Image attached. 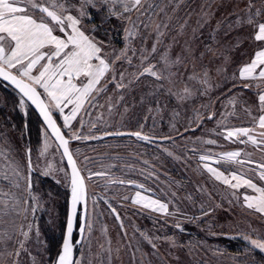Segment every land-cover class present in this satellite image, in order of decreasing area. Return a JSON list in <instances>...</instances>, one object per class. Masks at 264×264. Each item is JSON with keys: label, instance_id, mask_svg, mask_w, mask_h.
I'll return each mask as SVG.
<instances>
[{"label": "rangeland", "instance_id": "1", "mask_svg": "<svg viewBox=\"0 0 264 264\" xmlns=\"http://www.w3.org/2000/svg\"><path fill=\"white\" fill-rule=\"evenodd\" d=\"M154 2L164 10H157L159 14L153 18L155 22L170 24L166 30L165 44H170L175 38L173 54L178 53L185 41H188L197 51L202 50L204 44L219 47L222 51L232 46L229 53L231 59L224 72H216L215 69L221 62L213 61L212 90L207 96L195 100L190 107L177 108L178 116L173 114L172 110L176 108L174 104H169L157 114L154 110L149 111L157 105L147 100L141 103V98L151 92L155 81L150 77H141L139 81H135L133 77L137 68L126 63L115 65L116 75L119 79V73L123 72L124 84L128 85L132 80L131 85L120 90L112 82H108L107 92L97 96L98 105L90 107L85 103L86 111L82 110L77 117L83 127L77 121H73L72 127L79 135L88 139H73L74 142L71 143V150L86 177L88 207L91 210L92 232L82 245L85 264L89 259L91 264H109V256L110 264H240L236 255H228V252L220 250L218 243L223 239L230 241L229 248L246 254L247 260L241 264H260L254 255L264 257V254L251 249L242 238L244 235H251L253 231L264 235V215L248 209L243 201L244 194H258L242 187L233 195L235 190L215 180L199 160V155L206 152L241 150L250 153L255 161H264V153L253 145L233 143L223 135H218L224 132L225 127L232 129L252 126L251 118L242 110L245 101L252 107V114L259 115L253 103L255 89L242 90L240 81L234 79L240 66L251 59L256 47L250 39L252 29L236 23V16L243 15L246 0ZM178 2L179 7H176ZM185 22L183 34L178 35L180 26ZM85 24L89 28L98 27L95 33L98 39L110 38L117 50L124 47L119 34L120 25L115 19L102 23V18L93 14V22L85 21ZM237 41L239 46L235 47ZM151 43L152 39L149 38L147 45L150 46ZM132 47H140L139 39L132 42ZM133 64H138L135 58ZM233 95L240 100L234 109L228 106V98ZM121 96L123 100L120 99ZM21 99L14 90L0 82V110L7 109L8 112L7 117L0 116V124L11 140L12 159L24 176L28 174L26 148L31 149V161L35 170L31 177L32 191L41 199L40 211L35 214V224L40 234L37 238L35 233H30V238L25 243L27 251H22L19 257L14 255V244L2 249L4 254L0 256V264H12L13 260L16 264H33V259L36 264H49V258H55L52 244L60 236L63 237L65 231L69 201V184L65 173L69 172L52 137L43 135L46 129L42 123L37 127L38 137L30 139L28 122L34 115L38 116L26 101V107L21 109L18 104ZM159 99L167 103L166 97L160 96ZM194 110L200 113L202 123L199 126L193 122ZM226 112H234L235 115L225 116ZM212 113H215V117L209 120L207 117ZM54 115L69 137L71 133L63 128L62 117ZM18 117L23 118L24 125L19 124ZM221 121L223 124H218ZM117 131H142L143 134L162 141L150 143L132 137L104 138L105 133ZM165 137L170 139H164ZM207 139H214L217 143H200ZM45 141L48 144L46 151ZM169 152L172 153L171 156L168 155ZM211 166L221 171H246V175L254 183L264 186V181L259 179L258 170L240 169L223 163H212ZM251 167L255 168V165ZM46 170H50V176L43 175ZM89 173L104 175L87 178ZM128 181L134 183L129 184ZM135 184H143L145 189L150 190L143 192V195H151L152 198L168 203V211L172 215L153 212L132 203L135 193L140 191ZM0 186L8 190L7 182L0 181ZM24 188V181H20V189L12 191L27 198ZM126 196L129 199H124ZM113 208L119 214V220L111 211ZM204 212H208V215H204ZM33 219L30 212L27 219L21 213L15 219V226H26ZM178 223L183 231L176 227ZM0 228L13 231L12 220L4 218L0 221ZM186 229L193 234L185 235ZM15 235L19 236V233L16 232ZM145 237L156 244V249L152 248L149 239ZM108 249L111 250L110 253ZM9 252L13 255L8 256ZM261 263L264 264L262 261Z\"/></svg>", "mask_w": 264, "mask_h": 264}, {"label": "snow or ice", "instance_id": "2", "mask_svg": "<svg viewBox=\"0 0 264 264\" xmlns=\"http://www.w3.org/2000/svg\"><path fill=\"white\" fill-rule=\"evenodd\" d=\"M176 7H179V2ZM158 9L159 12L164 11L154 0H0V79L9 82L19 91L22 96L18 101L21 109L26 107L25 100L39 109L47 129L43 135L59 141V145L63 147V155L71 165V172L65 173L70 187L71 214L66 220L60 249L55 258H49V264H85L82 245L90 238L92 232L91 210L88 207L86 177L78 170L68 144L70 139H88L79 135L72 127L79 113L82 110L86 111V102L90 107L98 105L97 96L107 92L108 82H112L120 90L133 83L130 80L128 85L124 84L123 72L119 73L117 79L115 65L126 63L136 67L137 72L133 77L135 81H139L141 77H150L155 81L151 92L141 98V103L147 100L157 105L155 109L150 108V112L154 110L159 114L169 104H174L176 108L172 111L178 116L177 108L190 107L195 100L207 96L212 90L213 61L221 62L216 67V72H224L225 66L230 62L229 53L232 46L222 51L219 47L204 44L202 50L197 51L190 42L185 41L179 52L173 54L175 38L170 44H165L166 30L170 24L163 21L156 23L153 19L159 14ZM93 14L102 18V23L113 19L119 23V34L124 42L122 49L117 50L113 47L110 38L98 39L95 35L98 27L89 28L85 24V21L93 22ZM236 23L238 26L252 29L250 39L256 47L251 59L240 66L234 79L240 81L242 90L255 89L253 103L259 115L254 116L252 107L245 101L242 110L251 118L252 126L232 129L225 127L224 132L218 135H223L233 143L251 144L264 153V0H246L243 15L236 16ZM185 26L186 22L180 26L178 35L183 34ZM149 38L152 39L150 46L147 45ZM136 39L140 41L139 48L132 47V42ZM238 46L239 41L235 47ZM133 58L138 64H133ZM233 87H236V84H233ZM160 96L166 97L167 103L161 101ZM120 99L123 100V96ZM237 103H240V100L236 95L228 98L229 107L234 109ZM194 112L193 122L199 126L202 123L199 119L200 113L198 110ZM54 114L62 117L63 128L71 133L68 138H65V132L57 124ZM224 115L230 116L235 113L226 112ZM214 117L215 113H212L207 118L212 120ZM77 123L83 127L81 121ZM218 124L222 125L223 122ZM105 135H130L150 143L153 139L142 131L130 133L117 131ZM200 143L215 145L217 141L207 139L201 140ZM47 147L45 141L44 151ZM11 151V140L4 126L0 124V181L7 182L8 189L0 186V221L10 218L14 226L13 231L0 228V256L4 254L2 249L14 244L16 246L14 255L19 257L22 251H27L25 243L30 238V233H35V236L39 237L35 214L40 211L41 199L32 191L31 177L34 169L31 149L26 148L25 152L28 158L26 176L21 174L18 165L12 159ZM168 155L171 156L172 153L169 152ZM199 160L215 180L235 190L233 195L242 187L258 194H244L243 201L248 209L264 215V186L254 183L246 175V171L228 169L221 171L211 166L212 163H223L238 166L240 169L258 170L259 179L264 181V161H255L250 153L241 150L225 153L206 152L199 155ZM253 165L255 168L251 167ZM43 175L50 176V170H46ZM103 175L104 173H89L87 178ZM20 181L25 183L24 191L27 198L12 191L20 189ZM134 186L140 191L135 193L132 203L153 212L172 215L168 211V203L152 198L151 195H143V192L150 191L145 189L143 184ZM124 199L129 197L126 196ZM111 211L119 220V214L115 209ZM29 212L34 218L33 222L16 227L15 219L21 213L27 219ZM204 215H208V212H204ZM176 227L180 231L184 230L179 223ZM74 231L77 234L76 240L73 239ZM16 232L19 236L15 235ZM242 238L248 242L251 249L264 254V235L253 231L251 235H244ZM149 243L156 249V244L152 243L151 239ZM108 251L110 253L111 250ZM7 255L12 256L13 253L9 252ZM110 260L109 256V264ZM12 264H16V261L13 260ZM33 264H36L35 259ZM87 264H91L90 259Z\"/></svg>", "mask_w": 264, "mask_h": 264}, {"label": "trees", "instance_id": "3", "mask_svg": "<svg viewBox=\"0 0 264 264\" xmlns=\"http://www.w3.org/2000/svg\"><path fill=\"white\" fill-rule=\"evenodd\" d=\"M116 29V28H115ZM112 31H114V28L112 29ZM12 96V95H11ZM13 97V96H12ZM0 116H2V117H7L8 116V112H7V109L5 110V109H2V110H0ZM55 116V115H54ZM57 120V119H56ZM18 121H19V124L20 125H24V120H23V118H21V117H18ZM58 121V120H57ZM59 123V122H58ZM38 124L39 125H41V122H40V120H39V117H36L35 115H34V117L32 118V120L31 121H29L28 122V126H29V133L31 134V136H30V139L31 138H37L38 136H37V127H38ZM162 141V140H161ZM161 141H159V142H161ZM220 165V164H219ZM233 166V165H232ZM231 166V167H232ZM187 230V229H186ZM191 230H187V232H186V234L185 235H187V236H190L191 234H193L192 232H190ZM61 243H62V236H60L57 240H55V242H53V244H52V249H53V252H54V254L56 255V253L59 251V249H60V245H61ZM219 245H220V250L221 251H223L224 253H226V252H228V255H232V254H234V255H236L237 256V259L239 260V263L241 264L242 263V261H244L245 259L247 260V257H246V254L244 253V255H243V253L242 252H240V250H236V251H234V249H231V248H229L228 246H229V244H230V241H227V240H225V239H223L221 242L219 241V243H218ZM239 257V258H238ZM254 258L256 259V261H259L260 262V264H262L261 263V261L264 263V257H262L260 254H255L254 255ZM255 264V263H254Z\"/></svg>", "mask_w": 264, "mask_h": 264}, {"label": "water", "instance_id": "4", "mask_svg": "<svg viewBox=\"0 0 264 264\" xmlns=\"http://www.w3.org/2000/svg\"><path fill=\"white\" fill-rule=\"evenodd\" d=\"M0 82L4 83L6 86H8V87L11 88L12 90H14L19 96H21V94L19 93V91H18L17 89H15V87L12 86L9 82L3 81L2 79H0ZM21 97H22V96H21ZM25 101L30 105V107L33 109V111L37 114V116L39 117L41 123L43 124L44 128L46 129L45 122L43 121V117L41 116V114H40V112H39V109H37L34 105H32L31 102H29V101H27V100H25ZM54 118H55V116H54ZM55 119H56V118H55ZM56 121H57V120H56ZM57 124L59 125L58 122H57ZM59 126H60V125H59ZM60 127H61V126H60ZM61 129H62V128H61ZM46 131H47V129H46ZM62 131H63V129H62ZM126 137L136 138V137H134V136H130V135H122V136L106 135V136H104V138H126ZM65 138H68V137L66 136V134H65ZM150 138H152V137H150ZM52 139L54 140V142H55L56 145L58 146V148H59V150H60V152H61V154H62V156H63V159H64V161H65V164H66V166H67L68 172L70 173V172H71V165L68 163V161H67V157L63 155V147L59 145V141L55 140L54 137H52ZM136 139H137V138H136ZM159 141H160V140H159V139H156V138H153V139H152V142H159ZM72 142H74V140H73V139H70V140H69V144H68V148H69V151H70V152L72 153V155H73V152H72V150H71V143H72ZM144 142H146V141H144ZM27 159H28V158H27ZM73 159H74V161H75V163H76V166H77L78 170L80 171L81 175H83L82 172H81V170H80V168H79V166H78L77 160H76V158H75L74 155H73ZM31 162H32V161H31ZM32 167H33V165H32ZM33 169H34V168H33ZM34 172H35V170L33 171V173H34ZM85 183H86V180H85ZM86 185H87V184H86ZM87 199H88V189H87ZM70 214H71V197H70V187H69V201H68V215H67V218H68V216H69ZM74 235H75V231H74V233H73V239H74Z\"/></svg>", "mask_w": 264, "mask_h": 264}, {"label": "flooded vegetation", "instance_id": "5", "mask_svg": "<svg viewBox=\"0 0 264 264\" xmlns=\"http://www.w3.org/2000/svg\"><path fill=\"white\" fill-rule=\"evenodd\" d=\"M74 240H75V235H74Z\"/></svg>", "mask_w": 264, "mask_h": 264}, {"label": "bare ground", "instance_id": "6", "mask_svg": "<svg viewBox=\"0 0 264 264\" xmlns=\"http://www.w3.org/2000/svg\"><path fill=\"white\" fill-rule=\"evenodd\" d=\"M113 133H115V132H113Z\"/></svg>", "mask_w": 264, "mask_h": 264}]
</instances>
